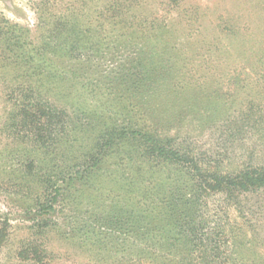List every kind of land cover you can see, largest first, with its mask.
Instances as JSON below:
<instances>
[{"label": "trees", "instance_id": "trees-1", "mask_svg": "<svg viewBox=\"0 0 264 264\" xmlns=\"http://www.w3.org/2000/svg\"><path fill=\"white\" fill-rule=\"evenodd\" d=\"M99 1L113 28L133 25L137 0ZM45 3L49 17L43 22V82L38 89L27 74L7 94L16 101L11 133L29 137L31 153H43V161L30 159L29 172L7 180V189L29 200L24 205L36 236L20 242L17 255L52 260L53 252H47L44 243L53 230L49 221L51 215L65 212L67 228L59 225L56 230L60 237L74 240V222L107 229L117 239L130 236L128 248L137 251L136 264H264V240L249 229L264 219V165L226 172L197 152L192 135L163 132L161 124L172 128L173 120L185 118L177 109L195 98L194 77L178 79L175 74L180 64H187L182 53L186 49L152 44L134 60H119L111 70L119 69V82L111 85V76L95 74L100 49L78 44L77 11L82 5L71 3L70 12H55L49 0ZM259 3L264 6V0ZM254 17L261 26L264 17ZM226 20L219 25L229 26L206 39L201 49L223 62L221 73L239 77L234 88L217 98L224 104L202 109L198 121L228 122L232 116H225L230 109L225 106L238 101L239 111L256 114L264 125V29L236 27ZM3 24L0 37L11 31L3 29L13 27L8 20ZM27 38L20 30L3 58L11 60L6 65L13 66L19 78L22 72L40 71ZM57 39L63 43H54ZM246 66L254 81L239 79L248 73ZM180 71L185 75L184 68ZM148 105L157 109L147 112ZM9 235L8 222L0 220V239ZM38 235H43V246ZM105 248L117 250L119 244Z\"/></svg>", "mask_w": 264, "mask_h": 264}, {"label": "rangeland", "instance_id": "rangeland-1", "mask_svg": "<svg viewBox=\"0 0 264 264\" xmlns=\"http://www.w3.org/2000/svg\"><path fill=\"white\" fill-rule=\"evenodd\" d=\"M45 1L0 0V28L4 26L3 20H8L9 25L13 26L11 29H3L5 32L11 31L6 37H0V220L8 222L10 232L8 237L0 239V264H136L133 260L137 257V251L128 248L130 236L117 239L110 235L107 229H98L100 227L95 226L83 227L74 222L77 230L74 240L68 242L60 237L56 230L59 229V225L64 229L67 228L65 212L51 215V221H49L53 230L48 232V239H45L44 243L47 252H53L50 255L52 260L49 258L44 262L25 260L16 253L20 242L36 236H34L35 231L29 227L33 221L27 218L30 215L24 205L25 201L29 200L7 189V180L29 172L30 169L26 165L30 159L43 161V153H31L30 138L26 135L18 137L11 133L10 120L16 108L14 105L16 101L15 95L11 93L9 97L7 94L13 91L14 86L17 87L19 79L28 78L27 74H31L33 82L36 83L34 85L38 89H40L38 85L40 81L43 82L41 53L43 52V34L46 33V30L43 31V22L46 17H49L45 12L47 7ZM49 1L55 12L64 10L70 12L68 8L71 3L76 6L82 5V9L77 11L80 21L77 34L82 39L78 44L86 48L100 49L94 58L95 74L111 76L113 79L111 85L116 86L119 82V69L111 72L119 60L125 57L134 60L136 54L152 44L165 46L170 50L174 47L185 48L186 51L182 50V53L186 54L185 63L188 65L184 67L180 64L179 66L184 68L185 75L181 73L180 68L175 71V74L178 79L194 77L193 82L197 83L193 90L195 98L188 99L189 102L177 109L185 114V118L173 120L172 128L166 124L167 122L161 124L164 127L163 132L171 135L185 132L186 135H192V138H195L193 145L197 152L213 164H219L220 169L226 172L239 170L246 165H264V125L256 121V114H251L250 111L243 113L239 111L238 101L233 106H225L230 108L225 111V116L227 114L232 116L228 122L219 123L211 119L213 122L206 121L201 124V121H198L200 116L197 117L202 109L209 106L212 109L214 107L212 103H216V107L224 104L219 103L221 100L217 98L222 94L226 95L230 88H234L233 84L239 77L228 74L227 71L221 73L222 68H219V64L223 62L221 63L210 53L201 49L206 43L205 40L229 26L219 25L222 18L227 19L226 22L229 20L230 25L235 22L236 27L252 28L253 31L263 30L264 18L261 26L254 23L256 21L254 16L264 17V6L260 3L257 6L258 0H137L139 4L135 6L134 13L137 16L130 21L133 25L126 27L120 25L115 28L112 27L106 15L101 13L99 0ZM20 30L24 31L28 37L26 40L30 42L28 51L31 56L36 57L34 64H40V71L38 73L25 71L19 78L13 66L6 65L11 60L9 62L3 58L6 55L7 45L11 44L14 47L16 34ZM142 33L145 34L144 38ZM62 40L57 39L54 43L61 44ZM256 48L259 49V46ZM198 53L201 55H197ZM203 53L206 55L204 56ZM63 60L66 61V59ZM226 64H232V61ZM226 64L223 66L225 67ZM200 65L204 68L206 66L207 71L200 68ZM231 68L235 69L237 66L233 65ZM246 72L245 75H241L240 80L248 78L249 81H254L256 79L253 74H250L251 67L246 66ZM196 102L201 104L195 106ZM154 109L157 108L153 105L147 106V112H152ZM160 112L159 110L158 113ZM94 193L96 194L95 191ZM250 197L257 200L256 196ZM55 222L58 223V227L55 226ZM68 227L71 228V226ZM249 229L251 232L259 233V239L264 240L263 218L253 222ZM38 236L43 246V235ZM106 244H119V249L105 250ZM159 261L161 258L157 259V262Z\"/></svg>", "mask_w": 264, "mask_h": 264}]
</instances>
